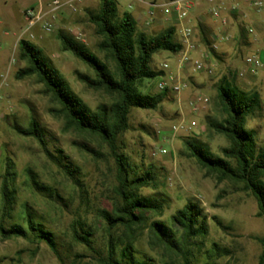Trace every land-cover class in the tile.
<instances>
[{
	"label": "rangeland",
	"instance_id": "obj_1",
	"mask_svg": "<svg viewBox=\"0 0 264 264\" xmlns=\"http://www.w3.org/2000/svg\"><path fill=\"white\" fill-rule=\"evenodd\" d=\"M119 10L137 15L138 7L133 0H117ZM157 4L165 0H155ZM85 3V5H84ZM203 3L199 10L203 9ZM84 5V6H83ZM97 0H82L76 12L69 16L62 11L55 22V30L46 33L41 28L32 31L37 39H28L42 50L52 65L64 76L71 90L92 110L99 104L109 103L110 99L104 93L87 88L78 78L77 73L90 77L92 72L70 52H64L57 32L71 36L85 45L99 58L102 55L95 50L96 38L93 27L87 22L85 10L97 8ZM86 7V8H84ZM154 30H146L153 35L163 28V23H157ZM162 25V26H161ZM170 23L167 24V27ZM40 27V24H38ZM142 31V26L138 23ZM207 26L201 29L200 41L206 34ZM233 40L220 46L216 56L209 59L213 65V74L188 71L180 78L187 88L179 93L168 91V98L155 110L145 111L134 109L129 116V129L119 137L120 152L126 155L138 170L153 167L157 177V190L153 192L162 196L165 203L160 213L146 215L148 225L153 221H166L188 201L196 203L206 217L207 235L196 242L190 249L192 264H257L261 251L259 240L264 234V222L257 217V204L254 197L243 190L242 185L230 181L218 182L215 177L208 176L193 159L186 147V142L205 145L216 156L221 157V150L228 146L227 140L216 134L209 123L220 121L221 114L217 106L216 86L226 77L235 78V84L244 91L256 90L261 96L262 109L259 114L249 118L246 128L255 132L258 145L264 143V70L255 75L246 72L244 58L254 52L251 44L241 37L245 32L236 25ZM231 30V31H230ZM178 33V31H177ZM79 39H76L79 36ZM176 34V39L179 40ZM253 42V36L246 34ZM27 38V37H26ZM25 38V39H26ZM239 39L237 43L234 40ZM242 39V40H241ZM204 47V46H203ZM3 60H0V185L5 167H12L14 189L16 191L13 211L5 218V225L19 221L22 217L23 205L36 222L43 221L53 232L58 255H55L45 243L32 240L10 239L0 237V264H73L76 255L81 258L77 264H99L93 253L83 246L75 244L71 238L70 224L80 220L92 228L96 247L104 248L103 222H100L98 212L110 211L116 200L113 193L115 186V162L106 146L96 139L80 135L75 131H65L63 120L51 115V107L47 97L42 94V87L35 78L29 77L17 81L15 72L23 68L25 63L18 60V50L9 46L2 50ZM14 58L11 69L5 68ZM177 56L167 52H159L153 56L150 68L161 72L160 65L167 62L170 70L176 66ZM163 77L154 81H145L142 86L144 93H158L156 85ZM6 76L7 86L2 84ZM201 95L209 99V105L198 111H193L189 105L191 97ZM34 119L45 132L47 148L56 158L62 157L64 163H70L80 169V179L83 188L79 189L62 172L55 161L49 159L39 143L30 137L19 135L14 126L26 128ZM194 122L195 126L189 128ZM175 125L182 129L173 130ZM85 148L99 153L98 157L86 152ZM166 151L162 154L160 151ZM61 152V154L59 153ZM30 172V175H29ZM33 176L43 187L52 190L48 192L35 189L30 184ZM143 195H151L152 191L143 189ZM147 225L135 233L134 248L137 253L151 258L155 264H182L161 248L149 243ZM122 234V231H119Z\"/></svg>",
	"mask_w": 264,
	"mask_h": 264
},
{
	"label": "trees",
	"instance_id": "obj_2",
	"mask_svg": "<svg viewBox=\"0 0 264 264\" xmlns=\"http://www.w3.org/2000/svg\"><path fill=\"white\" fill-rule=\"evenodd\" d=\"M97 1V8L86 9L85 15L93 27L95 50L102 58L62 31L57 32V38L62 50L70 52L93 74L90 77L77 73V78L87 88L104 93L109 97V103L90 109L71 90L67 80L42 50L27 40L18 42V60L25 66L15 72L14 78L17 81L35 78L42 87V94L50 102L49 113L63 120L65 131L73 130L96 139L107 147L115 162L113 193L116 200L110 211L98 212L99 220L103 222L104 248L96 247L92 228L80 220H73L70 224L72 241L93 253L99 264H155L151 258L137 253L133 244L135 233L147 225L146 215L160 214L166 201L153 193L158 187L153 167L138 170L131 165L128 157L120 152L118 139L129 129L132 110L155 111L168 98L167 90L154 94L142 91L145 81L163 77L162 71L150 68L153 56L159 52L175 55L182 46L176 39V27L169 26L148 35L141 31L131 14L119 10L117 0ZM200 43L202 46L209 45L206 38H202ZM212 55L216 56V53L212 52ZM215 100L221 120L210 122L209 128L228 142V146L221 150L222 156L213 155L202 144L188 141L186 147L208 176L215 177L218 182L230 181L242 185L243 190L254 197L257 217L264 222V143L258 145L255 132L246 128L248 119L255 117L262 109L260 93L256 90L244 91L235 84V78L224 77L216 86ZM14 130L21 136L36 140L64 175L79 189L83 188L80 169L50 153L45 132L34 119L30 120L26 128L15 125ZM85 150L94 157L101 156L94 150ZM14 176L12 167L7 165L0 185V237L3 240L20 238L45 243L58 255L53 232L42 220H33L27 205L22 206L23 213L19 221L5 225V218L13 211L15 204ZM30 184L35 189L52 192L40 185L33 176L30 177ZM143 189L151 190V195H143ZM168 223L153 221L147 225L149 243L179 259L182 264H192L190 249L207 235L206 217L196 203L188 201L169 218ZM259 243L261 251L257 264H264V234ZM80 258V255H76L73 264H77ZM171 264L176 263L172 261Z\"/></svg>",
	"mask_w": 264,
	"mask_h": 264
},
{
	"label": "built area",
	"instance_id": "obj_3",
	"mask_svg": "<svg viewBox=\"0 0 264 264\" xmlns=\"http://www.w3.org/2000/svg\"><path fill=\"white\" fill-rule=\"evenodd\" d=\"M148 1V18L149 24L156 19L155 12H160L163 20L169 22L170 26L176 27L178 31L179 43L182 49L175 54L177 56L175 71L170 70L167 62L160 65L162 72H167L163 80L158 81L156 88L158 92L164 90L179 93L182 89L187 88V84L180 78L181 74L188 71L195 73L213 74V65L209 63L212 52L217 53L221 44L228 43L233 40L231 34L227 32V28L235 18H244L241 0H165L164 3L157 4L155 0ZM82 0H51L46 6H40L38 9H27L24 12V18L27 26L24 34H27L35 25L40 24V28L46 33H52L55 30V22L58 15L66 8L71 12H76ZM201 3L206 4V15L219 23L220 29L216 33L208 36V47L202 46L198 39V16H194L199 9ZM248 7L254 13L264 11V0H247ZM244 30L247 34L253 35L254 28L251 25H245ZM80 35L76 37L79 39ZM14 63V60H11ZM246 72L255 75L258 71L264 70V41L260 50L248 54L244 58ZM6 76L3 78L2 84L7 86ZM1 84H0V100ZM189 105L193 111H198L209 105V99L195 95L191 97ZM195 126L192 122L189 128ZM183 126L175 125L173 130L182 129ZM165 154L166 151H160Z\"/></svg>",
	"mask_w": 264,
	"mask_h": 264
},
{
	"label": "crops",
	"instance_id": "obj_4",
	"mask_svg": "<svg viewBox=\"0 0 264 264\" xmlns=\"http://www.w3.org/2000/svg\"><path fill=\"white\" fill-rule=\"evenodd\" d=\"M51 0H0V60H3V53L2 50L12 46L13 50H17V45L19 40H27L28 39H37V34L40 29L38 25H35L27 34H24V30L27 26L26 20L24 18V12L27 9H38L40 6H46L48 2ZM88 1V0H86ZM137 7L138 12L136 16H133L137 23H140L142 26V31L146 32L149 30H154V28H158L156 26L157 23H163L162 28H167V24L169 22H165L163 20V17L160 12H155L156 19L153 23L149 24V18H148V1L147 0H133ZM85 5V3H84ZM83 5V6H84ZM206 4H202V6H205ZM241 6L243 13L245 15L244 18L237 17L235 20L231 23L232 25H236L240 31H244L245 25H251L255 33L251 36H253V42H251L249 39H247L246 34L238 38H242L243 40L247 41L249 44H251V47L253 48V51L260 50L263 47V41H264V11L261 13H254L250 7H248L247 0H241ZM86 8V7H84ZM203 9H198L196 14L194 16H198V39L200 38V30L204 28V26H207L206 28V34L205 37L208 40V36L211 33H216L219 29V23L217 21H214L211 19L208 15H206V8L202 7ZM64 15L69 16L70 11L68 9H64ZM162 26V25H161ZM169 26V25H168ZM36 31V35L32 34V31ZM229 34H234L235 31L232 29L231 32H229V28L226 29ZM240 33L236 32L235 36H238ZM234 36V35H232ZM27 37V38H26ZM26 38V39H25ZM236 39L233 41V43H237L239 39ZM241 39V40H242ZM226 44V43H225ZM225 44H221L220 46H223ZM14 60L13 57L9 60L5 70L9 71L11 69V60ZM2 62V61H0ZM14 64V63H13ZM172 71H175V68L172 69Z\"/></svg>",
	"mask_w": 264,
	"mask_h": 264
}]
</instances>
